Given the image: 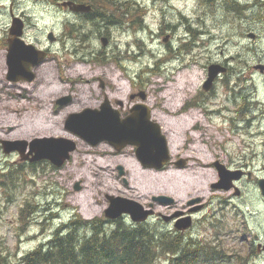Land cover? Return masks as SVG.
I'll use <instances>...</instances> for the list:
<instances>
[{
	"label": "rangeland",
	"instance_id": "rangeland-1",
	"mask_svg": "<svg viewBox=\"0 0 264 264\" xmlns=\"http://www.w3.org/2000/svg\"><path fill=\"white\" fill-rule=\"evenodd\" d=\"M100 1H116L120 9L125 6L120 5L121 0ZM238 1L245 8L233 7L230 0H148L146 8L132 3L131 11L143 15L153 31L137 33L139 24L125 23L131 19L122 16L128 29L101 20L99 27H90L83 33L74 15L62 14V0H0V64L6 67L0 72L2 264H21V256L36 249L59 225L70 220L82 218L83 223L95 220L107 232H112L115 223L107 222L105 217L110 204L108 196L134 200L146 208L149 203L158 202L154 198L170 193V196H165L176 200L178 197L181 200H177L178 206L187 207V201L192 198L186 199L193 185L202 187L200 183L206 182L200 177L201 172L195 169V164L200 163L199 159L207 160L211 156L207 149L214 150L215 159L219 160L226 159L228 154L246 155L257 149L260 152L257 176L264 178V0ZM97 9L110 16L112 7L103 3ZM11 12L26 17L27 28L23 38L27 43L45 50L52 44L47 38L49 31L58 38L57 45L51 47V57L37 68L33 82L8 80L7 39L10 37ZM157 14L164 15L165 24L174 30L167 27L162 30L160 17L155 18ZM99 31L109 32L114 43L104 47L101 38L95 35ZM168 35L172 38L164 42ZM136 38H141L143 43ZM128 42L130 49L126 46ZM169 42L171 49L167 45ZM181 45L188 49L183 50ZM128 51L132 60H126L130 57ZM238 59L245 63L244 66L239 64L240 72L229 74L225 84L219 81L226 68L238 66ZM212 64L225 69L215 81L216 100H229L223 105L227 110L217 116L207 112L211 110L209 104L213 97L203 90ZM156 69H159L158 73ZM76 70L84 80H94V83L81 81L75 86L68 82L81 77L77 76ZM101 77L111 87L113 80H124V95L137 86L138 91L146 89L149 106L155 108L158 121L170 116L164 114L171 108L166 105L168 86V92L174 95L169 99H174L172 103H176V110L182 112L186 106H191L190 100L197 102V106L189 111L198 112V116L190 117L182 112L169 117L180 126L163 125L171 159L173 162L179 157L188 159L187 167L180 168L173 163L161 171L146 169L138 161L134 147L129 146L121 154H114V149L107 142L93 147L66 129L67 117L85 110L80 109L85 102L88 104L89 99H74L68 105H58L57 101L69 94L76 95L77 90H86L90 85L98 86L100 81L97 78ZM196 78L195 86L191 87ZM232 86L241 92L235 93ZM189 90L191 94L185 98ZM195 123H198L196 127L200 125L199 129H192ZM203 133L204 143H201L195 136L200 137ZM44 137L65 138L77 144L76 151L64 167L55 168L48 161L26 164L17 152L5 154L1 148L2 141L16 143L25 140L30 144ZM243 141L250 148H244L241 145ZM121 167L124 174L117 169ZM210 177V181L214 180V176ZM218 180L215 175L214 183ZM204 195L206 193L200 196ZM27 200L35 208L33 218L37 221L32 224L31 220L26 221L29 204L24 207L25 219L18 215L20 205ZM257 209L259 219L251 225L264 239V208L258 206ZM40 223L44 225L40 226ZM18 226L21 234L17 237L15 231ZM79 228L82 233L91 231L88 225H80ZM32 236L35 238L31 239ZM159 251L160 248L158 256ZM157 257L153 264H168ZM261 261L264 262V256Z\"/></svg>",
	"mask_w": 264,
	"mask_h": 264
},
{
	"label": "flooded vegetation",
	"instance_id": "flooded-vegetation-1",
	"mask_svg": "<svg viewBox=\"0 0 264 264\" xmlns=\"http://www.w3.org/2000/svg\"><path fill=\"white\" fill-rule=\"evenodd\" d=\"M232 1L233 7L235 6V2L239 4L238 7H242L238 0ZM64 2L86 4L90 6L92 10L89 12L76 13L70 10V6H64ZM96 2L94 0H62V6L60 7L64 16L74 15L79 20L77 25L82 29L83 33H85V31L90 27H99L101 25V20L107 21L109 25H115L121 29H128L129 27L124 26L122 16L131 19L125 23L135 22L139 24V28L136 30L137 33L144 30L153 31L150 24L145 21L143 15L133 13L131 11L132 3H135V5L138 3L139 5L137 4L136 7L139 8L145 5L146 8L148 7V5H146L148 0H121L120 5L125 4L123 9L119 8L120 6L116 1L96 0ZM103 3L111 4L112 9L109 14L110 16L97 9V7L103 5ZM13 16L16 15L11 12V18ZM18 17L24 20L25 28H27L26 17L21 15H18ZM159 17L161 20L160 28L162 30L165 27H167L169 30H174V27L165 24L164 15L157 14L155 16V18ZM8 34L10 35V28ZM95 35L98 37V39H102V37L108 38V45H112L114 43V39L109 32L99 31L95 32ZM170 38H172V35L166 36L164 42H168ZM9 39H11V37H9L7 41ZM89 41L90 40L87 41V44ZM136 41L143 43L141 38H136ZM57 42L58 38L56 37V43H52L49 45L50 47L45 48V51L47 52V58L51 57V47L54 46V44L57 45ZM127 45L130 49L131 44L128 42L126 46ZM167 45H169L170 49L172 48L170 42ZM181 47L183 50L188 49V47L183 45H181ZM128 54L130 57L126 60H132L131 52L128 51ZM111 61H114V58H112ZM185 66H188V64ZM38 67L34 68L35 79L37 77L36 70ZM226 69V72L223 73L224 75L222 74V78L219 79V81L222 83H224L229 74L233 72V68H230V66ZM152 71L154 72V70ZM155 72L158 73L159 69H156ZM80 76L81 75H79V77ZM97 79L100 81L98 86L90 85L86 90H77L76 95L69 94L60 98L59 100L66 98L67 102L65 105H68L74 99L86 97L89 99L88 104L85 102L80 110L93 108L95 110L101 111L103 106L107 107L115 119V125H123L126 123L128 117L133 114V109L140 108L141 110L149 112L148 114L150 116V122L152 124L157 123L161 127L162 132L164 130L163 125L164 127L169 126V122L167 120L158 121L155 119V108L149 106V95L146 89L142 88L138 91L139 86H137L134 87V89H132L129 94L124 95L122 94L124 91V80L121 78L116 81H112L114 89L106 80H103L102 77ZM81 81L89 84L94 83V80H84L82 76L76 81L73 80L68 82L77 86ZM215 81L210 91L206 93H208L210 97H213L210 100V109L213 110L215 109L214 107H217L216 111L221 115L222 111L227 110V107L223 106L225 104L224 102L229 100L227 98L221 101L216 100L218 94L217 89L215 90ZM236 85L238 86V82ZM231 88L237 94L241 92L239 89H235L233 86ZM228 89L231 90L230 88ZM169 100L170 99L166 101L167 107L175 106L176 103H172ZM188 102L189 99L184 102L185 106L188 105ZM190 105L191 106H186V109L182 110V112L188 114L190 112H195L194 110L189 111V109L196 107L197 102H191L190 100ZM176 108L177 106H175L173 110H176ZM171 109L172 108L169 109V112H164V114L176 116L179 113H182L180 112L181 110H177V114H173ZM211 110L207 112L209 113ZM196 113L198 114V112ZM170 120L174 122V118ZM197 124L198 123H195L192 126V129H199L200 125L196 127ZM176 125L180 126V123H175L173 126ZM181 126L185 127L183 125ZM241 145L244 148H250V146L245 141H243ZM112 148L114 149V154H121L126 149L125 148L119 151L115 147ZM215 157L216 153L211 154L210 156V158H212L211 163H213V167H210L208 176H214V180L210 181L208 185L205 186L206 195L200 196L202 194H198L192 196L190 194L186 200L190 198L192 199L187 201V207H179L177 200L181 202L180 198L176 197V200L172 197V203L163 204L159 201L157 203H149L146 208H151L155 214L143 224L134 223L129 220L127 216L117 220H107V222H111L112 224L115 223L113 224L115 225V228L118 224L122 223V226L129 230L137 229L139 225H142L143 232L145 234L152 235L157 241L158 246H160L162 253L159 255V259L163 258V260L168 264H264V262L261 261V258L264 256V239L260 234L254 231L251 225L255 219H259L257 207L261 206L264 208V203H262L263 196L259 184L261 178L257 176L259 171L257 166L259 165L258 159L260 157V152L257 149H252L249 151V154L246 155L228 154L226 159L223 160H219L217 158L215 159ZM187 161L188 159L179 157L177 161L173 162L170 157L169 162L164 165L162 169L157 171L165 170L173 163H175V165L180 168H184L187 165ZM26 164L29 163L27 162ZM220 167H223L231 176L237 178H233L226 184L220 183ZM117 169L120 172V168ZM215 175L219 178V180L214 183ZM169 194L170 193H162L160 196ZM78 223L79 222L74 223V225H77ZM90 224L84 222L82 225L90 226ZM66 228L69 229L68 224L66 225ZM194 231H196V234ZM207 231L209 233H207ZM90 236L91 234H89L87 238ZM144 255H146V257L148 256L147 249L144 250Z\"/></svg>",
	"mask_w": 264,
	"mask_h": 264
},
{
	"label": "water",
	"instance_id": "water-1",
	"mask_svg": "<svg viewBox=\"0 0 264 264\" xmlns=\"http://www.w3.org/2000/svg\"><path fill=\"white\" fill-rule=\"evenodd\" d=\"M63 5L70 6V10L76 13L92 10L86 4L64 2ZM24 29V21L20 17L13 16L10 28L12 38L8 40L7 59L8 80L13 82H32L35 78L33 69L47 59L45 51L22 40ZM48 39L51 43L56 42L54 32L48 34ZM101 41L104 47L108 46V38L103 37ZM261 70L263 71L262 67ZM224 71L225 69L218 64L210 65L208 77L203 85L204 91H210L217 76ZM66 102V98L58 100L60 105H64ZM148 113L140 108H134L133 114L128 117L126 123L115 125V119L107 107L103 106L101 111L87 108L82 112L70 114L65 121V127L93 147L103 142H108L119 151L128 146H136V157L143 167L159 170L169 162L170 153L167 139L162 133L161 127L157 123L150 122ZM2 144L6 154L17 151L22 160H28L31 163L49 161L56 168H62L77 149V144L74 141L54 137L37 138L30 144L25 140L16 141V143L2 141ZM27 150H29L28 153H26ZM120 174H124L122 167ZM220 177L222 184L237 178L231 176L223 167H220ZM259 184L264 196V179ZM76 189L79 190L80 187L77 186ZM154 199L163 204L173 202L171 197L166 196H158ZM108 200L110 204L105 210V217L109 220L129 216L133 222L144 223L154 215L152 209H147L134 200L117 196H108Z\"/></svg>",
	"mask_w": 264,
	"mask_h": 264
},
{
	"label": "trees",
	"instance_id": "trees-1",
	"mask_svg": "<svg viewBox=\"0 0 264 264\" xmlns=\"http://www.w3.org/2000/svg\"><path fill=\"white\" fill-rule=\"evenodd\" d=\"M230 2L232 4L233 1ZM238 6L239 4L235 2L234 7ZM25 212V208L22 209L20 217L22 220L25 219ZM33 212L35 208L31 205L27 212V221L32 222ZM77 222L79 223L74 225ZM67 224L69 227L67 231H63L65 225L61 224L50 237V241L30 252L23 261L27 264H152L158 256L157 241L152 235L143 232L142 225L129 230L120 223L112 232H107L99 226L98 221H91V231L82 233L79 228L83 224L82 218L70 220ZM89 234L91 236L87 238ZM145 249L148 250L147 257L144 255Z\"/></svg>",
	"mask_w": 264,
	"mask_h": 264
},
{
	"label": "bare ground",
	"instance_id": "bare-ground-1",
	"mask_svg": "<svg viewBox=\"0 0 264 264\" xmlns=\"http://www.w3.org/2000/svg\"><path fill=\"white\" fill-rule=\"evenodd\" d=\"M233 13V12H232ZM239 13V12H238ZM241 14V13H240ZM235 15V14H234ZM237 63H238V66L236 67H233V73L234 72H240V68H239V64L241 65H245V63H244V60H242V59H238L237 60ZM197 64V63H196ZM6 68V67H5ZM5 68L4 67H2L1 66V64H0V72L1 71H3V69L5 70ZM76 73H77V76H79L80 75V71H78V70H76ZM199 75V74H198ZM173 77V76H172ZM197 78H198V76H197ZM197 78L195 79V81L192 83V85H191V87H194L195 86V84H196V80H197ZM22 82V81H21ZM166 82H168L169 83V78H167L166 79ZM168 90H169V86H168V88H167ZM168 90H167V93H166V98L167 99H169V97H170V95H172L173 97H174V95L172 94V93H170V92H168ZM191 94V90H189V94H187L186 96H185V98L188 96V95H190ZM185 95V94H184ZM170 102H174V99H170L169 100ZM172 109V113L173 114H177V110H173V108H175V106H173V107H171ZM190 117H194V116H198V114L196 113V112H190L189 114H188ZM210 115H212V116H217V115H219L218 113H217V111H216V109H213V110H211L210 111ZM170 116H166L165 118H163L164 120H167L168 122H169V126L171 127V126H173L175 123H177V122H172L171 120H170V118H169ZM61 131H62V129H60ZM205 134L203 133L202 134V136H200V137H198V136H195V139H197V140H201V143H204V140H203V136H204ZM171 146H172V148H173V145L171 144ZM206 152L208 153V154H212V152H213V154H215V152H214V150H212V152H211V150H209V149H207L206 150ZM199 161H200V163H197V164H195V169L196 170H199L201 173H200V177L202 178V179H204L206 182L205 183H203V182H201L200 184H202L203 186L202 187H197V185H193V187H192V189H191V195L192 196H194V195H198V194H204V193H206V187H205V185L206 184H208L209 182H210V180H211V178L208 176V174H209V172H210V167H213V163H211V161H212V158H208L207 160L206 159H199ZM213 179V178H212ZM73 229V228H72ZM70 233V232H69ZM80 241V240H79ZM77 246V245H76ZM88 246H90V245H88ZM81 248V247H80ZM84 248V247H83ZM86 248V247H85ZM83 250V249H82ZM84 251V250H83ZM111 251H112V249H111ZM113 252V251H112ZM34 253V252H33ZM40 253V252H39ZM74 253V252H73ZM83 253V252H82ZM106 254V253H105ZM33 255V254H32ZM69 255V254H68ZM67 255V256H68ZM73 255V254H72ZM84 255H82V257H83ZM134 256H135V254H134ZM133 256V257H134ZM53 257V256H52ZM79 257V256H78ZM81 257V256H80ZM138 257V256H137ZM140 257V256H139ZM41 258V257H40ZM39 258V259H40ZM51 258V257H50ZM49 258V259H50ZM154 258V257H153ZM49 259H47L48 261H49ZM35 260V259H34ZM80 261V260H79ZM92 261V260H91ZM28 262V261H27ZM90 262V261H89ZM144 262V261H143ZM0 264H2V262L0 261ZM40 264V263H39ZM153 264V263H152Z\"/></svg>",
	"mask_w": 264,
	"mask_h": 264
}]
</instances>
